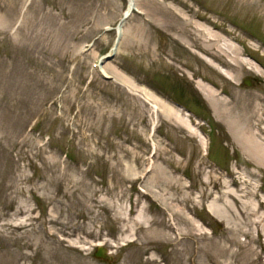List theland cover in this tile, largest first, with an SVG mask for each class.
<instances>
[{
  "label": "rangeland",
  "instance_id": "374dc122",
  "mask_svg": "<svg viewBox=\"0 0 264 264\" xmlns=\"http://www.w3.org/2000/svg\"><path fill=\"white\" fill-rule=\"evenodd\" d=\"M139 1L126 18L128 0H0V264L264 263L246 141L264 149V71L216 56L230 79L197 39L215 26L264 69V0ZM174 97L196 117L162 113ZM148 218L178 241L147 237Z\"/></svg>",
  "mask_w": 264,
  "mask_h": 264
},
{
  "label": "bare ground",
  "instance_id": "6f19581e",
  "mask_svg": "<svg viewBox=\"0 0 264 264\" xmlns=\"http://www.w3.org/2000/svg\"><path fill=\"white\" fill-rule=\"evenodd\" d=\"M138 0H128V7L124 12V16L126 15L128 18L134 11V10H138L140 12L143 11V8L140 6V1L137 2ZM189 23H184V24H180V28L183 31V33H186V26H188ZM198 27L204 31L203 34H199L197 36V39L200 41L199 45L201 48H203L204 50H206V52L211 53L213 56V58H209L208 56L205 57V59H207L209 61V63L214 66L216 69H219L220 71H222V73L224 75H226L227 77H229L230 79L234 78L233 72L231 69H226L225 67L222 66V64H220L216 58V56H220L221 59H224L225 61H229L230 64L234 67V65L237 66V63H247V64H251L252 66H255L258 68V70L260 71H264V69L258 67L257 63L255 60H253L251 57L247 56V55H241V52L237 46V43L235 42L234 38L232 37H227L225 36L223 33L220 32H216L214 28H216L215 26H213V29H211V27L207 26L206 24H201L198 23L197 24ZM124 24L121 23L118 26V34H119V38L124 34L125 29H124ZM188 34V33H186ZM119 38L118 41L116 40V46L114 47L112 53H117V46L119 43ZM189 43V41H187ZM192 44H188V46L190 47ZM110 55H107L104 57L103 61L97 65L99 71L102 73V75H105L108 77V72L104 67V63L106 61V59H108ZM199 88L201 89L202 92H204L207 100H209L210 102H212L213 99V95L214 92L213 90H211V88H209V86L204 83V82H200L198 83ZM146 93L150 96H154V94L149 91V90H145ZM155 97V96H154ZM156 98V97H155ZM158 99V98H157ZM156 99V100H157ZM159 100V99H158ZM162 104L161 109H162V113H164L165 115H168L170 112H175L178 115H180L179 110L177 111L176 107L171 105V104H167L166 102L164 103L163 101L159 100ZM182 116V115H181ZM188 119V118H187ZM186 119V126H188L189 130H195V132H197V134L199 136H201V138H205L202 136V132L197 129L194 125L193 122H188V120ZM180 120L182 121V118L180 117ZM255 137L252 135V133L247 134L246 135V141L247 144L249 145L248 148L251 149L252 153L257 156L259 158L260 161L264 162V149L262 147V145L260 143H258L255 139ZM230 196L232 199V202H234V204H237L238 201H240V197L236 194L235 191H228V195ZM264 204V200L263 199H259V211L261 208V205ZM246 207V205H245ZM212 213H214L215 216H222V210L219 207H214V208H210ZM241 215L245 214V211L243 209H241L240 211ZM257 212V211H256ZM256 214V213H255ZM254 213H249V216H255ZM138 219L139 216L137 215ZM136 217V218H137ZM171 219L174 220V217L172 214H170ZM262 218V220L264 219V212L259 216V219ZM186 222L188 223V221L186 220ZM255 222V221H254ZM145 225H146V232H147V237H160L161 239L164 238H168V239H176L178 241V238L181 236L180 234V228H179V224L175 221H172L171 223H169V226L167 227L169 229V232H166L163 228H158V226H156L154 219L148 218L146 220H144ZM259 223H261V220H259ZM139 230V228H135L134 231L135 233H137ZM259 233H261V235L264 237V224H263V228L258 230ZM173 234H175L176 236H174ZM251 251H253V249H251ZM10 256L11 253L10 251L7 252V261H10ZM264 264V263H263Z\"/></svg>",
  "mask_w": 264,
  "mask_h": 264
},
{
  "label": "water",
  "instance_id": "95a60500",
  "mask_svg": "<svg viewBox=\"0 0 264 264\" xmlns=\"http://www.w3.org/2000/svg\"><path fill=\"white\" fill-rule=\"evenodd\" d=\"M102 61L103 60H101L100 63ZM103 76L108 79L107 76H105V75H103ZM245 83L248 84V85H251V81L248 80V79L245 80ZM94 255H95V257H97L99 259H104L105 261H109V262H112L115 259V257L109 251V249L107 247H105V246L102 247V245H99L96 248V250L94 251Z\"/></svg>",
  "mask_w": 264,
  "mask_h": 264
},
{
  "label": "flooded vegetation",
  "instance_id": "af4514ba",
  "mask_svg": "<svg viewBox=\"0 0 264 264\" xmlns=\"http://www.w3.org/2000/svg\"><path fill=\"white\" fill-rule=\"evenodd\" d=\"M162 89V88H161Z\"/></svg>",
  "mask_w": 264,
  "mask_h": 264
}]
</instances>
